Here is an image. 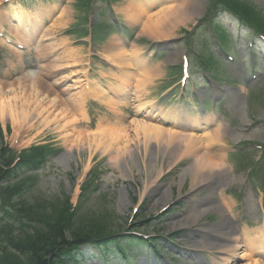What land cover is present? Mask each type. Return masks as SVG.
Segmentation results:
<instances>
[{
    "label": "rangeland",
    "instance_id": "obj_1",
    "mask_svg": "<svg viewBox=\"0 0 264 264\" xmlns=\"http://www.w3.org/2000/svg\"><path fill=\"white\" fill-rule=\"evenodd\" d=\"M118 8L120 6L124 5L125 0H112ZM180 1V0H179ZM198 2H201V16L199 18H195L191 20L189 23L185 25H181L177 27L173 34H177L178 36H184L185 34L192 33L195 29L199 27L200 21L202 22L204 20V17L206 15L213 13L212 10V2L209 0H195ZM233 5L238 7L240 12L246 16L251 22L255 23L256 25L260 26L264 29V0H230ZM2 1L0 0V25L2 21L1 29L2 31L7 35L13 36L12 38L16 39L17 41H21L25 43V47L27 48V51L24 52H18L14 49H11L9 46L3 45V47L0 51V85H3V92L6 90L7 83H10L11 87H15L16 80L22 76L25 72V67L30 68L29 63L31 62L32 58L29 59V54L34 55L35 47L39 50L41 56L40 59L42 61L46 58V65L44 67V70L39 71L41 73H44L45 68L47 69L46 73H51L52 77L54 79V82L57 81L58 78L61 76L59 74V68L54 70L53 63L55 62V65L57 61H61L62 65H68L71 64L70 60L73 58H76V65L77 67L73 68L71 71L67 68V73L70 75V72H74L77 70H80L83 65L84 56H86L87 51V41H74V37H78L77 35L80 34V36H83V30L85 26L84 19L88 17L86 15L87 11H89V2L88 0H70L68 4L65 6H68L71 10L72 14L68 19H66V25L63 26V28L53 29L52 27H42L43 22L48 19L47 14L48 12L45 11L46 8H43V3L38 0V3L31 4L29 1H20L18 3L13 4V7L9 6H3ZM42 2H46V0H42ZM33 3V1H32ZM64 6V7H65ZM11 8H14L18 11H20L22 14V18L24 19V23L22 22L21 25H13L15 23H11L8 17V13L11 12ZM43 8V9H42ZM41 9L45 12V15L42 14ZM156 8L150 10V13L155 12ZM50 16V15H49ZM58 16V15H57ZM56 16V18H57ZM3 17V19H2ZM5 17V19H4ZM228 17V18H227ZM222 19V21L226 24V27L234 32V34L237 37V33H239L241 36L244 35L245 31L247 30L243 26L237 25V23L232 20L233 18L231 16H227ZM96 21L101 24L104 22L106 25L103 28L102 33L105 35H101L98 37V41L92 42L91 46V52L96 53V51L99 54H102L103 48L102 46L105 45V41L109 40H115L116 37L111 34L112 28L111 25L103 18L96 17ZM143 18L145 19L144 15ZM232 18V19H231ZM33 19V21H32ZM57 20V19H56ZM53 20L52 22L56 21ZM220 21V20H218ZM248 21V20H247ZM51 22V23H52ZM101 22V23H100ZM121 22V21H120ZM221 22V21H220ZM45 23V22H44ZM122 23V22H121ZM126 23V22H125ZM123 24L125 28L128 29V35H131V37H135V39L138 42L139 47H143L147 42L152 41L150 35L146 32L141 31V28L138 26H127V24ZM20 24V23H19ZM53 24V23H52ZM51 24V26H52ZM78 25H80L82 28L80 32H75L72 34L73 30L78 29ZM219 31L222 32L228 41V46H230V42L228 40L227 31L228 30L222 23L220 24ZM13 26V27H12ZM41 27V29H40ZM130 27V28H129ZM16 30V34L18 37L16 38L11 32V29ZM50 28L52 30H50ZM40 29V31H39ZM97 29V28H96ZM203 29V28H200ZM49 30L48 37H50L54 41V48L58 49L59 44L62 42L67 44L71 43V46L67 50H58L55 52H47L45 56H43L45 53L42 52L43 50V44L38 42L39 35L38 33H42ZM70 30V34L66 33ZM228 30V31H229ZM100 29H98V32ZM204 31V29H203ZM229 31V32H230ZM69 33V32H68ZM79 33V34H78ZM230 34V33H229ZM175 37V36H174ZM200 39V38H199ZM182 41V40H180ZM87 42V43H86ZM118 44V41H116ZM34 43L37 45L34 46ZM76 43V44H75ZM104 43V44H103ZM120 46V45H119ZM70 50H74L71 51ZM176 51V50H175ZM172 57H175L174 53H171ZM243 55V54H242ZM239 56V53H238ZM172 57L170 59H172ZM94 59V57H92ZM241 59H239L240 61ZM261 61V59H259ZM162 61L155 62L153 65L155 68L152 70H156V65H161ZM20 64H23L22 67H20ZM262 64V63H261ZM70 66V65H69ZM14 67L13 69H10ZM160 67V66H159ZM223 67L234 69L233 75L230 77L227 75H222L219 79V83H225L226 81H235L237 80V92L235 93V99L230 105L229 114L228 117L223 118L224 125H227L231 131L233 129L229 126V122H233V126L239 127L240 123L246 122L249 120L251 122L252 120H260V123L264 124V78H262L258 83L251 86H245L243 82L240 80L239 74V66L236 64L233 65H226L222 64L220 68L223 69ZM98 69V67H97ZM17 73L16 76L11 77L10 73L13 72ZM52 71V72H50ZM57 71V72H56ZM163 72V75L167 71H161ZM8 74L6 79H3L1 76H4ZM25 74V73H24ZM59 74V76H58ZM154 74L150 75V80L152 81V85L146 86L145 89H148V92L150 94H153L151 97L150 95L148 97H131L130 101L126 105H122L119 107L114 108L113 110L109 111L106 110L105 112L101 113V116L98 121H103L107 128H117V126L127 127L132 122H138L141 123V120H143V117H140L139 120L135 118H128L129 113L135 112L134 107L136 105H139L141 103L136 102H147L145 104H148V102L155 104L157 108L161 107L163 110L171 109L172 112L174 110H178L179 114L184 113L186 117L191 118V115L193 116H203L201 113L197 112V110L191 108V109H184L185 106L178 103V98L176 96H171L173 98H168V100H160L158 101L155 99V97L158 95L156 94L157 90L154 88L158 87V84L161 81V77H155L153 78ZM40 78V74L37 75ZM218 76V77H219ZM45 75L41 74V80L46 84L44 87L46 88V91L51 89L52 93L49 92V95L47 98H52L54 95H56L59 99L57 100V103L54 104L55 108H58L60 104H62V101H68L71 100L69 97L64 96V91L60 92L59 86H57V89L52 87L47 80L44 79ZM61 79V78H60ZM155 84V85H154ZM231 84H234L231 83ZM69 85H71L69 83ZM157 86V87H156ZM71 88V87H70ZM21 89V87H20ZM242 89V90H241ZM2 90V88H1ZM18 90V89H17ZM71 92V89H69ZM47 92H45L46 94ZM72 94L74 91L71 92ZM173 95L174 92H172ZM74 95V94H73ZM80 95V94H78ZM79 98V97H78ZM81 98V97H80ZM155 99V101H154ZM174 100V101H172ZM78 101V100H76ZM79 102V101H78ZM156 102H159L158 105ZM68 103H66L67 105ZM144 104V105H145ZM64 105V104H62ZM59 109V108H58ZM90 111V108H89ZM235 111V112H234ZM82 112L88 113V110L85 106H83L82 102ZM118 113V114H117ZM72 114V113H71ZM249 115V117H248ZM76 121L73 123V125H67V131H72L73 134L78 131L80 134L85 133L89 130H94L96 123L98 122L95 120L94 122H89L90 125L87 123L85 116L84 119L82 116H76ZM248 117V119H244ZM72 118V115L70 116ZM31 128V129H30ZM29 130L25 129L20 131L17 135L14 137V133L16 132L15 129L12 127V124L9 120L1 122L0 121V149L5 148H11L14 149L16 144H14V140H18L21 143V148H19V151L32 149V148H45V153L43 155L45 156L49 149H52V151H58L59 154L56 155L55 158L49 159L46 164L38 171L37 173L33 174L34 171H31L28 173H25V171H20L19 174L27 175L25 178L27 181L26 185H19V189L16 194H18L19 197H22L23 199H26L28 202H30L29 205H33L31 208V212L36 215V208L39 206L43 209L46 208V210L49 209V207H60V210L63 213V208L66 205L65 201L67 198L69 199L68 204L66 205L67 212H72L74 215L73 219L75 224L78 222V228L74 231V235L78 234L80 230H82L83 233L88 232H104L105 233H112L116 231H120L126 222V217L129 213L131 205L140 199V196L142 193L145 192L141 198H143L144 206L136 219L134 220L133 224L137 227L140 226V224L143 225V229H141L145 234L151 235L150 238L151 241H154L155 244L159 247V249H162V252L165 254V256L172 261L173 264H196L197 260L193 256L192 252H188L187 250L192 251L190 248L192 244L196 241L195 237L192 236L191 232L194 231V228L192 225L190 226H182V227H174L173 223L181 225L183 224V221L181 220V216L185 213L184 208H194L195 209V203L192 201L190 203L186 202V198H182L179 201L178 198L180 196H184L190 191V187L193 184L190 180V177L188 174L186 176L182 175L184 170L192 164V162L196 159L194 158V155H187L184 156L181 159H178L176 162L172 163L171 165H174L170 168H167L169 164L168 159L162 155L159 156L157 162H156V172L158 171L159 175L151 177V178H145L144 173H146L147 166H150L151 157L149 155L146 156L144 159V163L147 165L146 167L143 164V161H140L138 157L134 158L135 162H131L128 164H125L126 168V174L123 175V171L121 167H114V165L111 163V155H100L98 153H95L94 155L89 154L87 152L78 150L75 155H71V157L68 160V167L64 168L59 162H57V159L65 153V147L63 146V140L62 137L59 135V133L53 131V130H45L39 133V135H36L35 131V125L30 127ZM264 128V125H263ZM112 130V129H111ZM131 129H129L130 131ZM233 135H235L233 132H231ZM252 139L254 141L260 140L261 134L260 133H253ZM22 139V141L20 140ZM224 139L226 141L223 145H217V147H223L227 146L232 143H236L235 140H232V137L230 135H225ZM242 141V140H240ZM239 142V141H238ZM254 144V142H253ZM78 145L77 147H79ZM86 146V145H85ZM76 147V148H77ZM93 148V147H91ZM208 149H211V147H207ZM213 148V147H212ZM0 150V152H2ZM213 150V149H212ZM253 153V152H251ZM248 155H246L245 159L237 158L233 160H229L227 158L228 165L234 166L232 167L231 176L228 178L227 182H223V185L225 186V194L228 195L230 198L231 195L242 196V190L240 191V187H245L248 182H251L252 184H257V188H260V193L263 194V188H264V152L260 153L257 152L252 159L255 160L254 166L250 169L257 170L256 173H252L250 171V176L246 179L242 174L245 170L246 163L243 161L246 160ZM226 157V156H225ZM1 160V157H0ZM128 159H126L127 161ZM110 161V162H109ZM226 161V159H225ZM258 162V164L255 165V163ZM134 163V164H133ZM213 163V162H211ZM163 167V168H162ZM159 168L161 171H159ZM164 171L162 172V170ZM169 171H168V170ZM145 171V172H144ZM168 171V172H166ZM31 173V174H30ZM3 176V175H0ZM184 176V177H182ZM243 176V177H242ZM184 180H183V179ZM2 179L0 178V181ZM179 180H183L182 184L179 186ZM22 182V181H21ZM29 182H31V185L29 186ZM26 183V182H25ZM244 183V184H243ZM28 186V187H27ZM160 186L163 187H169L170 197L168 199H164L161 202H157L156 196L153 194L154 192H157L155 189L156 187ZM5 187V184H4ZM23 188V189H22ZM27 189V190H25ZM79 191H76V190ZM80 189L83 191V196L87 200H84L83 203L79 204V201H82V197H79L78 193H80ZM154 190V192H153ZM126 194L127 201L124 204H120V197L121 195ZM157 194V193H155ZM10 194H7L5 191H0V204H3L4 206L10 207L8 197ZM205 197H207V193L203 190L200 192H196L194 195V198L196 200H202ZM173 200L175 203L170 209H168L166 212H164L162 215L158 216L155 219H150L154 214L155 211H157L163 204L167 203L168 201ZM233 200V207L235 206V198H232ZM38 202V203H36ZM254 202L258 203V200L250 197L247 195L242 201L238 199L236 201V206L242 207L244 209H247V212L244 211V214L246 215L248 220H252L253 222V215L255 214V208ZM64 203V205H63ZM21 205V204H19ZM28 205V206H29ZM234 209V208H233ZM59 212V211H58ZM61 214V213H60ZM63 215V214H62ZM55 218V217H53ZM221 219V216H219L216 213H211L210 215L201 216L200 219H198V222L195 223V225L201 227L204 225H212L218 222ZM2 221V213L0 212V222ZM48 221V220H46ZM86 225L87 227H83ZM171 225V226H170ZM194 225V224H193ZM63 226V225H62ZM64 227V226H63ZM198 228V227H197ZM72 229V227L70 228ZM3 227H0V236L2 234ZM190 232V233H189ZM102 233V234H105ZM4 236L0 239V264L1 262L12 264L20 263L21 258L20 255H18L15 252H11L8 250V248H4ZM146 246V245H145ZM110 247V245H108ZM133 254H132V253ZM89 253H97V251L94 248L89 249ZM131 253V255H130ZM130 253L127 255H130L127 260L121 262V264H146L144 261L142 262V258L144 255H146V258H149L151 253L149 252L147 246L144 247V244L140 245H132V248L130 249ZM197 256L204 262L209 263L210 257L206 252H197ZM98 257H94L92 260L94 261V264H120L119 259H116L111 256L110 260H106L103 258L104 262L98 261ZM64 264H83L79 261V258L76 257V261H66ZM84 264H92L91 262L86 261Z\"/></svg>",
    "mask_w": 264,
    "mask_h": 264
},
{
    "label": "bare ground",
    "instance_id": "obj_2",
    "mask_svg": "<svg viewBox=\"0 0 264 264\" xmlns=\"http://www.w3.org/2000/svg\"><path fill=\"white\" fill-rule=\"evenodd\" d=\"M13 4L14 3H10L9 8L12 7ZM46 7H48L45 9V11L48 12L46 13L48 16L51 12L55 13L56 6L47 5ZM153 7L156 8V10L150 13V9ZM201 9V2L195 0H125L124 5L118 8V12L129 25L138 26L141 28V31L150 35L149 38H151V40L159 41L177 36V34H173V31L177 27L185 25L195 18H199L201 16ZM41 12L45 15L42 9ZM21 14L20 11L11 8V12L8 13L7 18L15 24L21 25L22 22L24 23ZM71 14L72 12L69 7L65 6L62 11H60L56 18L57 20L55 19L56 21L53 22L51 27L53 29L63 28L67 23L66 19H68ZM50 30L52 29L50 28ZM13 31L14 33L16 32V30ZM48 33L49 30L40 33L39 40H44L49 43L51 40L47 38ZM54 46L55 44L45 46L42 50V52L45 53L43 56L49 51H55L56 48H54ZM139 49L140 48L134 44L129 49V52H127L124 51L115 40H111L103 48L102 56L106 61H110L113 64L124 65L126 61L132 59L131 56ZM71 51L74 50H70V52ZM61 61H57L56 65L55 62L53 63L54 70L57 68L60 69L62 63H64V61ZM76 61V58L70 60L73 67L76 65ZM45 65L46 64L41 63L39 66L40 69L44 68ZM146 70L145 73L149 77L152 74H154L152 76L153 78L158 76L161 77L162 75L158 69ZM82 74L83 72L81 75ZM37 75L36 72L25 73L16 80L15 87H11L10 83L4 85V87H6L4 92L3 85H0V121L4 122L9 120L11 122L12 127L16 131L14 137L22 130H29L33 125H35L36 128V135H39V133L45 130H53L59 133L63 140L65 153L57 159V162L64 168L68 167V160L71 155H75L78 150H81L92 155L95 153L100 155H111V163L114 167L120 166L125 176V164L135 162L134 158L138 157L140 161H143L146 167L147 165L144 163V159L149 155L152 161L149 163L150 166H147L146 173H144L147 179L155 176L154 173H156V176L159 175L158 171L156 172V162L162 153L163 156L169 160L167 164H172L189 154L194 155L196 159L182 173V175L185 174L184 176L188 174L193 183L190 187V190H193V194L185 200L187 203L194 202L195 193L203 190L209 192L211 204H206L208 200H201L196 203L195 209L185 207V213L181 216L183 224L179 225L177 222V224L173 223L171 225H173V228L190 225L195 227L191 234L196 238V241L190 247L192 251H187L192 252L197 260L196 264H207L197 256V252L199 251L206 252L209 255L210 262L208 264H259L255 260L248 259V252H250L251 248L247 247L245 251L238 241L239 236L232 234L233 220L231 218V211L229 210V203L222 200L224 198V186H221V183L227 182L228 178H230L232 171L231 167L226 163L223 156L210 155L207 148L215 144H225V135H230L232 140L236 141L238 139L237 135H233L226 127H222L220 123L217 126L218 128L211 130L212 132L208 131L200 135H195L193 132L191 134H179L173 132L171 129L159 128L152 123L144 124L138 122H132L127 127H123L122 125L117 126V128H107V130L104 123H97L95 129L92 131L89 130L81 134L76 131V133L73 134V130L67 131V125H73L77 120L73 115L82 116L84 119L82 103L76 101L81 99L80 97L78 98V93L73 95L67 92L68 90H64L71 100H69V102L62 101L64 105L60 104L58 106L59 109L55 108L54 104L57 103V100L59 101L58 97L54 95L52 98H47L49 92L52 93V90L49 89L46 91L44 87L46 84ZM80 81H75L74 86H77ZM144 82L145 83L138 82L136 86L140 88L142 85H148L150 80L148 79V81ZM57 83L60 82L57 81ZM80 88H82V86ZM86 88L87 90L83 88L82 98L85 96L90 97L102 103L107 109H111L110 106L114 109L116 106L119 107L124 105V100L111 102V98L106 96L105 90L98 86ZM45 92L47 93L45 94ZM66 103L68 104L66 105ZM71 115L72 118H70ZM161 121L165 123L164 120ZM197 124L198 126L201 125L199 123ZM201 126L206 129L211 125L205 121ZM129 129L131 130L129 131ZM78 145L80 146L77 147ZM126 159L128 160L126 161ZM159 171H161L160 168ZM213 175L217 176L220 180L215 187H200L201 184L210 179ZM183 180H179V186L182 184ZM197 187L198 189L194 190ZM155 190L157 192L153 190V194L156 196L155 201L157 202H161L170 197L168 186L163 188L158 186ZM144 194L145 192L142 193L141 196ZM126 201V194L121 195L120 204H124ZM213 201H215V203H213ZM211 213L218 214L221 216V219L212 225H204L201 227L195 225L201 216H208ZM242 230L243 232L246 231L245 228ZM247 236L248 232L246 231L244 237Z\"/></svg>",
    "mask_w": 264,
    "mask_h": 264
},
{
    "label": "trees",
    "instance_id": "obj_3",
    "mask_svg": "<svg viewBox=\"0 0 264 264\" xmlns=\"http://www.w3.org/2000/svg\"><path fill=\"white\" fill-rule=\"evenodd\" d=\"M228 2L232 4L230 0H228ZM233 6L238 9V7H236L235 5ZM258 27L261 28L260 26ZM60 212L61 210L59 211V213ZM64 215L67 214H63L62 218L64 219V221L68 222L67 219L69 218ZM42 223L43 226L41 225L39 229H35L34 232L32 231L29 234L22 233L17 239L15 237L10 238L11 240L8 245V250H10L11 252H15L23 257V260L17 264H56L54 263V258L55 256H57L56 252L60 247V243L61 245L65 244L67 239H64V237L61 241L58 239L57 235L54 232V226L51 221ZM85 227L87 226L85 225ZM88 234H92V232L87 233L85 237H87ZM52 253H54L53 256ZM1 264L12 263L1 262Z\"/></svg>",
    "mask_w": 264,
    "mask_h": 264
}]
</instances>
